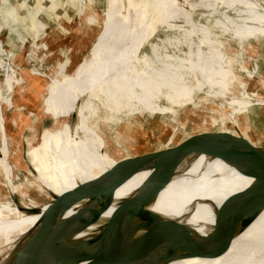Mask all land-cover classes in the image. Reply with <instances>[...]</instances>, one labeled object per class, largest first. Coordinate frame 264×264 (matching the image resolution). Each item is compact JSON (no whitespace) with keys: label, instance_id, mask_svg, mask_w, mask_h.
<instances>
[{"label":"rangeland","instance_id":"374dc122","mask_svg":"<svg viewBox=\"0 0 264 264\" xmlns=\"http://www.w3.org/2000/svg\"><path fill=\"white\" fill-rule=\"evenodd\" d=\"M105 7L106 0H0L1 96L8 92L4 80L12 64L25 72L32 70L13 78L23 85L24 93L8 95L12 104L5 99L0 109V152L6 130L13 181L0 165V201L10 200L12 187L19 196L28 190L38 197L36 178L58 194L81 183L45 162L44 141L55 118L38 116L43 106L37 94L63 66L70 75L89 54L104 29ZM240 12L236 0H125L121 4L117 31L99 57L101 67L87 74L91 85L77 100L81 109L85 99L91 104L84 111L86 124L110 146L114 162L164 148L170 140L176 143L192 134L231 132L235 127L250 129L242 134L264 146V97L252 100L255 115L243 106L234 113L240 100L236 94L264 92L263 82H257L264 78V38H236ZM30 20L36 24L30 25ZM240 49L243 57L239 58ZM243 68L252 72V80ZM107 95L119 102V108L108 113L100 103ZM18 100L22 113L15 105ZM65 119L60 117L58 122ZM232 170L236 169L223 160L208 166L210 174ZM221 184L232 191L230 183ZM43 196V202L49 200V195ZM0 220L4 232L30 225L15 205L1 204Z\"/></svg>","mask_w":264,"mask_h":264},{"label":"water","instance_id":"95a60500","mask_svg":"<svg viewBox=\"0 0 264 264\" xmlns=\"http://www.w3.org/2000/svg\"><path fill=\"white\" fill-rule=\"evenodd\" d=\"M195 154L220 158L254 180L215 210L214 226L205 235L153 208L181 163ZM146 171L150 173L143 183L100 223L118 188ZM36 179L38 197L28 190L19 196L12 187L10 200L0 201V205H16L23 214L40 215L7 264H165L178 258L215 256L223 252L218 240L246 228L264 210V151L241 133L170 140L164 148L116 159L111 168L60 194ZM44 193L49 195L46 202ZM93 226H97L94 231L80 236Z\"/></svg>","mask_w":264,"mask_h":264},{"label":"bare ground","instance_id":"6f19581e","mask_svg":"<svg viewBox=\"0 0 264 264\" xmlns=\"http://www.w3.org/2000/svg\"><path fill=\"white\" fill-rule=\"evenodd\" d=\"M76 1L80 2L81 0ZM124 1L106 0L102 20L104 29L100 37L92 45L89 54L70 75L64 71L66 65L63 66L61 70L55 73V77L50 82L44 81L39 94H37V100L41 101L43 106V113L38 112V116L45 115L55 118V125L53 128H48L49 131L46 133L44 141L47 146L45 162L50 167L65 171L68 177L75 181L85 182L93 179L99 173L106 171L115 164L109 149L110 146L104 143L100 134L86 124L87 115L84 111L91 104L85 99L81 109L82 103L80 100H77L81 98L82 94H84L83 92L91 85V77L87 74L96 72L101 67L99 57L107 41L117 31L115 29L116 21L121 4L124 5ZM33 23L36 24V21H29L30 25H33ZM0 65H4V63L0 61ZM31 72L32 70L25 72V68H20L15 64L11 65L10 76L4 80L8 92L5 96H1L3 92H0V109L5 99L8 105L9 103L12 104L8 95L17 92L24 93L22 89L23 85L14 82L13 78H20V76L22 78L26 76V73L29 75ZM21 94L20 97H22ZM16 103V107H20V112L22 113L21 101L18 100L15 102V105ZM100 103L107 110V113L114 107L115 109L119 108V102L108 95ZM93 110L96 111L95 109ZM29 116H34V114L29 113ZM60 117H65V121L62 123L58 122V118ZM3 133V144L1 147L3 154L0 157V165L5 169V174L9 178H12V165L8 161L9 153L6 149L8 140L6 130ZM219 133L222 132L203 133V135ZM259 148L264 151V147L259 146ZM218 161H222V159L206 154H195L184 160L178 167L171 183L158 196L156 204L153 206L154 210L188 225L199 234L205 235L208 233L215 223V210L230 195L243 190L254 181L252 177L238 170H232L228 173L219 171V173L210 174L208 166ZM41 165L44 168L43 163ZM149 173L150 171L135 174L118 188L114 203L103 214L100 223L104 224L111 217L119 206L120 201L136 190ZM222 182L230 183L233 187V189L231 188L232 191H225L221 184ZM31 206L33 205L31 204ZM16 208L18 209L17 206ZM18 211L26 218L30 225L13 232L0 231L4 232L0 235V264H7L11 260L21 240L28 235L29 230L34 227L40 217L39 214L26 215L19 209ZM96 227L89 228L84 234H80V236L94 231ZM216 245L222 249L223 252L221 254L178 258L165 264H264V210L249 226L238 229L233 236L218 240ZM2 251L5 252L2 254Z\"/></svg>","mask_w":264,"mask_h":264},{"label":"crops","instance_id":"0c3cea01","mask_svg":"<svg viewBox=\"0 0 264 264\" xmlns=\"http://www.w3.org/2000/svg\"><path fill=\"white\" fill-rule=\"evenodd\" d=\"M262 2L264 3L263 0H261V2L258 0H236V8L241 11L238 19L236 20V25L238 26L236 28V38L239 37L242 40L244 39L246 41H249V40L255 38V36H257V35L264 38V5L262 4ZM257 27H259V28H257ZM238 52L240 54H238ZM238 52L236 53V55L238 54L239 58H240V56L243 57V55H242L243 51L240 49V50H238ZM244 55H246V54H244ZM246 57H247V55H246ZM246 67L249 68L250 67L249 64H247ZM247 70H248V72H247ZM242 72L243 73L245 72V75H247L249 77L248 79L252 80L253 75L249 69L243 68ZM217 74H219V73H217ZM261 77H259L260 80L257 82L258 83L263 82V85H264V81H263L264 78L262 79ZM239 79H240V76L236 75V80H239ZM216 80H218V77ZM222 81H225V77L222 79ZM219 88H218V91H219ZM218 94H219V92H218ZM237 97L240 98V100L236 102V111H234V113L238 112L242 108V106H243V108L247 107L248 110L251 111V113H252L253 105L255 104L252 102V100L256 97H264V92H262V93L256 92V93H253L252 96L246 92H243L240 96H239V94H236V100H237ZM252 114L255 115V113H252ZM251 117L252 116H250L248 118L250 119ZM249 128H250V126H249ZM247 131H250V129L245 130V131H240V129L235 127V129H233L231 132L229 131V129H223V130L219 129V131H217V132H222L224 134L225 133H227V134H229V133H231V134L241 133L242 134L243 132H247ZM258 146L264 147L263 145H260V144H258Z\"/></svg>","mask_w":264,"mask_h":264},{"label":"trees","instance_id":"16d2710c","mask_svg":"<svg viewBox=\"0 0 264 264\" xmlns=\"http://www.w3.org/2000/svg\"><path fill=\"white\" fill-rule=\"evenodd\" d=\"M253 112V111H252ZM254 113H256V112H254Z\"/></svg>","mask_w":264,"mask_h":264}]
</instances>
